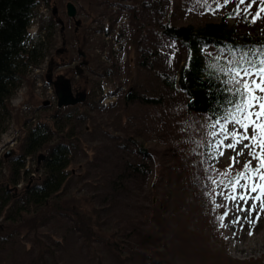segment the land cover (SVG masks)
Returning a JSON list of instances; mask_svg holds the SVG:
<instances>
[{"label":"rangeland","instance_id":"374dc122","mask_svg":"<svg viewBox=\"0 0 264 264\" xmlns=\"http://www.w3.org/2000/svg\"><path fill=\"white\" fill-rule=\"evenodd\" d=\"M49 1L50 6L47 7L43 5L46 0H41L35 10L36 18L29 29L30 37L37 35L39 25L47 23L51 17V8L56 6L59 18L65 24L66 39L59 37L56 28L52 51L38 66L28 67L19 88L10 97L11 117L7 130L0 140V184L6 182L7 177L17 171V160L14 157L20 153L19 147L23 146L31 128L44 124L54 133L53 140H56L57 123H61L64 130L77 124L78 138L73 141L76 148L72 151L70 167L79 175L72 180L70 188L79 194L101 192L103 203L107 200L112 201L109 210H105L104 205L97 201V204L104 208L103 216L108 224L118 226V230L123 227L129 231L133 224L138 226L137 218L142 216L143 197L139 191L140 183L125 174L124 188L118 190V186L115 187L112 180H116L118 185V171L122 164L118 157H122V160L123 157L129 159L128 150L136 147L126 136L133 133V138L143 142V147L150 153L154 169L160 167L157 170L165 171L172 165H183L187 169L194 166L204 168L202 186L205 190L202 191V203L208 205L210 212L203 220L205 223L200 222L202 232L200 234L197 231L195 221L191 217L188 219L183 208L181 209L175 202L174 209L179 213L171 212L168 221L160 220L157 223L159 231L157 243L164 246L159 247L155 253L156 257H153L161 262L157 264H162L161 259L167 260L168 264H229L228 259L237 260L238 264L250 263L253 260H261L260 264H264V214L254 227L242 221L241 228V225H232L229 221L237 215L243 217L246 214L236 212L235 206L229 205L231 211L225 221L228 226L220 228L216 219L224 208H214L212 201L215 199L220 205H224L225 201L222 196L210 195L213 185L209 177L216 178L213 169L220 171L226 169L231 162L229 157L235 156V152L228 149L218 159H210L207 154L209 136L206 125L211 121L207 115L187 114L183 106L167 104L166 96L162 94V82L156 71L139 67L141 57L135 48L126 45L125 39L119 38L123 28L131 26L133 8L138 6L139 2ZM68 2L74 4L77 19L81 21L82 29L77 34H74V22L66 16L65 6ZM143 2L142 9L136 8L138 13L140 9L141 13H145V18L149 14V28L153 27L155 19L159 17L165 19L171 8L178 16L177 24L201 21L195 17L202 14L197 15L192 9V4L196 5L197 0H143ZM202 13L211 15L213 19L221 15L219 11L212 14L204 12V9ZM256 28L264 36V19L257 20ZM63 40L66 51L56 56L55 51L62 47ZM79 47L86 53L88 63L82 66V73L77 76L74 68L82 60L77 53ZM51 59L52 78L55 79L59 75L71 78L75 88L81 87V90L87 93L86 105L81 103L77 104L76 108L72 106L57 108L54 88L46 82V72ZM127 94L134 96L132 101L125 100ZM44 101H48L49 104L43 106ZM67 114L80 115L81 119L87 114L90 118L81 122L73 118L69 121L62 120L61 116ZM55 118L58 120L55 121ZM8 151L10 155L4 158ZM41 152L46 154V150L40 149L26 157L24 168L29 169L30 175L22 177L16 186H9L8 190H13L17 194L30 179L38 175L35 169L39 167L37 158ZM246 153L247 150L244 156L237 157L240 163L235 165L236 169L242 166L247 157ZM255 163L253 161V165ZM210 169L213 172L209 171ZM97 181L103 185L95 186ZM216 191L219 192L220 189L217 188ZM104 197L107 198L106 201ZM5 210L3 207L0 213V264H39L35 260V252L33 254L30 251L31 247H35L33 231L24 230L22 223L11 225L6 218ZM37 230L40 233L38 235L47 240L56 251L57 260L61 264H144V256L141 254L131 257L127 253H122L117 260L102 244L95 245L81 240L67 218L56 217L39 226ZM249 230L253 233L251 236L248 234ZM5 236L7 240H3ZM196 249L197 254L194 252ZM207 250H213L214 259ZM45 258L48 259L46 264H52L48 255ZM145 261L146 264H151L153 259Z\"/></svg>","mask_w":264,"mask_h":264},{"label":"trees","instance_id":"16d2710c","mask_svg":"<svg viewBox=\"0 0 264 264\" xmlns=\"http://www.w3.org/2000/svg\"><path fill=\"white\" fill-rule=\"evenodd\" d=\"M137 2L138 10L142 9L143 0ZM40 3L41 0H0V140L11 117L10 97L19 88L28 67L38 66L52 51L56 28L59 37L66 39L65 30L61 33L56 21L59 11L56 16L53 15V7L47 23L40 24L37 35L30 37L29 29L36 18L35 10ZM194 3L192 9L200 15L203 8ZM43 5L49 7L50 1L46 0ZM136 7L131 14V26L124 27L119 38L125 39L126 45L135 48L141 57L139 67L156 71L162 82V94L166 96V103L183 106L187 114L207 115L210 121L221 115L228 107L226 98L230 99L231 96L222 82L226 78L212 65L224 64L230 59L229 50L239 54L243 50L258 51L264 47V36L258 32L256 23H248L243 17L229 19L228 16L235 7L234 3H230L219 10L221 15L217 19L202 14L200 17L194 16L201 19L196 23L189 21L177 24L178 16L171 8L165 19H155L153 27L149 28V14L145 18V13H141V9L138 13ZM55 55L59 56L60 53L55 51ZM217 57L220 58L219 61ZM249 58L257 59L256 56ZM124 98L129 102L134 96L127 94ZM86 104L87 100L82 103ZM72 107L76 108V105ZM71 118L81 122L90 116L86 114L83 119L77 114L61 116L66 121ZM57 124L56 140H53L54 133L44 124L35 125L29 130L23 146L19 147L21 154L14 157L17 160V171L0 184V213L5 207L6 218L11 225L22 223L24 230L33 231L35 247H31L30 251L35 252V260L39 264H46V255L50 257L52 264H61L57 260L56 251L47 240L38 235L40 233L37 230L39 226L56 217L67 218L81 240L95 245L102 244L117 260L122 253L131 257L141 254L145 260L153 259L151 264L161 263L153 257H156L159 247H164L157 243V223L160 220L168 221L171 212H178L174 209L175 202L183 208L182 211L188 219L191 217L195 221L196 229L201 234L200 224L205 223L203 220L210 212L208 205L202 203V191L205 190L202 186L203 167L187 169L183 165H172L165 171L157 170L160 167L154 169L152 157L143 147V142L133 138V133L127 134V139H131L132 145L136 147L128 150L129 159L123 157L122 160V157H118L122 162L118 171V185L116 180L112 182L115 187L118 186V190H122L123 179L127 174L140 183L143 211L142 216L137 218L138 226L133 224L129 231L123 227L118 230V226L108 224L103 216L104 208L97 204L98 201L104 205L105 210H109L112 206L111 200L106 201L107 198L104 197L106 203H103L101 192L85 195L71 190L72 180L79 175L70 167L72 151L76 148L73 141L78 138L79 126L72 125L64 130L61 123ZM40 149L46 150V154L40 153L44 155L40 162V154L38 155L39 167L35 169L38 175L30 179L19 193L8 190L9 186H16L22 177L30 175L29 169L24 168L26 157ZM248 159L250 158L247 156L245 160ZM99 185L103 184L97 181L95 186ZM203 210L206 212L203 213ZM3 240H7V237ZM197 246L201 248L200 245ZM197 251L198 249L194 250L195 254ZM204 251L205 248L202 250L203 254ZM207 251L214 259L213 250ZM161 261L162 264L169 263L167 260ZM228 262L239 263L232 259H228ZM260 262L261 260H253L245 264Z\"/></svg>","mask_w":264,"mask_h":264},{"label":"snow or ice","instance_id":"6c2138e0","mask_svg":"<svg viewBox=\"0 0 264 264\" xmlns=\"http://www.w3.org/2000/svg\"><path fill=\"white\" fill-rule=\"evenodd\" d=\"M197 3L204 12L212 14L234 3L229 19L243 17L252 24L264 19V0H197ZM229 52L231 58L224 64L212 65L226 78L222 82L231 98H226L228 107L223 113L215 119L210 118L211 122L206 125L207 154L213 160L223 156L228 149L236 155L229 157L231 162L226 169H213L216 178L209 177L213 185L210 195L222 196L225 201L224 205L216 203L215 199L212 201L214 208H224L216 217L220 228L228 226L225 221L230 215L229 205H234L236 212L246 214L243 217L237 215L229 223L243 228V221L254 227L264 214V47L258 51L243 50L239 54L234 50ZM250 56L257 59H250ZM216 59L219 61L220 58ZM245 150L250 159L236 169L235 165L240 163L237 157L244 156ZM248 234L253 233L249 230Z\"/></svg>","mask_w":264,"mask_h":264},{"label":"water","instance_id":"95a60500","mask_svg":"<svg viewBox=\"0 0 264 264\" xmlns=\"http://www.w3.org/2000/svg\"><path fill=\"white\" fill-rule=\"evenodd\" d=\"M52 14L57 15L58 9L56 6L52 8ZM66 9V16L68 19L74 22V32H77L81 27V21L77 19V10L74 4L68 2L65 6ZM57 23L60 26V32L62 33L65 30V24L62 19L57 18ZM66 51L65 48V40H63L62 47L57 49V53H64ZM78 57H82L79 65L75 66V71L77 74L82 73V66H85L88 62L86 60V53L82 48L77 49ZM53 59H51L48 63V68L46 72V81L49 84H52L54 87V93L57 98V107L61 108L63 106H71L78 104L80 102H84L86 99V92L85 91H76L75 93L72 92L71 88V80L64 75H59L55 79L52 78L53 72ZM49 104L48 101L43 102V106H47ZM10 155V151L4 154V158H7ZM44 159V155L40 154L38 158V162Z\"/></svg>","mask_w":264,"mask_h":264},{"label":"flooded vegetation","instance_id":"af4514ba","mask_svg":"<svg viewBox=\"0 0 264 264\" xmlns=\"http://www.w3.org/2000/svg\"><path fill=\"white\" fill-rule=\"evenodd\" d=\"M65 65L67 64V63H65V62H63ZM53 64V63H52ZM74 70H75V68H74ZM75 73H76V75L77 76H80L81 75V73L80 74H77V72L75 71ZM70 80H71V85H72V79L71 78H69ZM47 82V81H46ZM49 84V83H48ZM50 85H52V84H50ZM53 86V85H52ZM54 88V87H53ZM71 88H72V92L73 93H75L76 91H80L81 90V87L80 88H75L73 85L71 86ZM82 91H84V90H82ZM86 96H87V93H86ZM86 100V99H85ZM81 103H83V102H80V103H78V104H81ZM75 105H77V104H75ZM75 105H71V106H75ZM56 106H57V99H56ZM63 107H68V106H63ZM63 107H61V108H63ZM58 108V107H57ZM61 108H59V109H61Z\"/></svg>","mask_w":264,"mask_h":264},{"label":"bare ground","instance_id":"6f19581e","mask_svg":"<svg viewBox=\"0 0 264 264\" xmlns=\"http://www.w3.org/2000/svg\"><path fill=\"white\" fill-rule=\"evenodd\" d=\"M20 186V185H19ZM21 188H22V186H21ZM18 190V189H17Z\"/></svg>","mask_w":264,"mask_h":264}]
</instances>
